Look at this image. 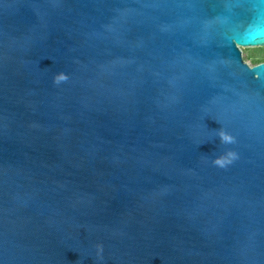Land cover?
Returning a JSON list of instances; mask_svg holds the SVG:
<instances>
[{"label": "water", "instance_id": "water-1", "mask_svg": "<svg viewBox=\"0 0 264 264\" xmlns=\"http://www.w3.org/2000/svg\"><path fill=\"white\" fill-rule=\"evenodd\" d=\"M262 0H0V264H264Z\"/></svg>", "mask_w": 264, "mask_h": 264}, {"label": "rangeland", "instance_id": "rangeland-1", "mask_svg": "<svg viewBox=\"0 0 264 264\" xmlns=\"http://www.w3.org/2000/svg\"><path fill=\"white\" fill-rule=\"evenodd\" d=\"M242 51L245 62L252 67H253L252 58H258L264 55V48H248V49H242Z\"/></svg>", "mask_w": 264, "mask_h": 264}, {"label": "clouds", "instance_id": "clouds-1", "mask_svg": "<svg viewBox=\"0 0 264 264\" xmlns=\"http://www.w3.org/2000/svg\"><path fill=\"white\" fill-rule=\"evenodd\" d=\"M264 2V0H262ZM246 37L255 36L257 39H264V24L257 23L250 25L245 33Z\"/></svg>", "mask_w": 264, "mask_h": 264}, {"label": "trees", "instance_id": "trees-1", "mask_svg": "<svg viewBox=\"0 0 264 264\" xmlns=\"http://www.w3.org/2000/svg\"><path fill=\"white\" fill-rule=\"evenodd\" d=\"M252 61H253V67L258 66V65L264 63V55L262 57L252 58Z\"/></svg>", "mask_w": 264, "mask_h": 264}, {"label": "snow or ice", "instance_id": "snow-or-ice-1", "mask_svg": "<svg viewBox=\"0 0 264 264\" xmlns=\"http://www.w3.org/2000/svg\"><path fill=\"white\" fill-rule=\"evenodd\" d=\"M243 42L247 43L249 40H256L257 38L255 36H250V37H242L240 38ZM262 73H264V70H261Z\"/></svg>", "mask_w": 264, "mask_h": 264}]
</instances>
